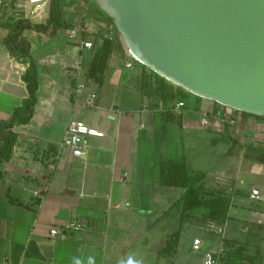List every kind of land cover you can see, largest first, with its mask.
Returning a JSON list of instances; mask_svg holds the SVG:
<instances>
[{
	"label": "crops",
	"instance_id": "0c3cea01",
	"mask_svg": "<svg viewBox=\"0 0 264 264\" xmlns=\"http://www.w3.org/2000/svg\"><path fill=\"white\" fill-rule=\"evenodd\" d=\"M5 2L0 125L28 97L22 76L31 63L38 89L32 118L14 124L17 141L0 166V264H203L209 251L217 264H264V119L235 112L233 123L212 120L202 127L201 114L217 103L184 91L170 108L153 107L139 90L142 67L126 58L122 40L102 83H95L87 77L91 54L80 47L86 39L72 41L66 33L81 24L92 40L108 26L119 41L111 20L91 1L60 0L69 27L53 36L23 29L28 54L11 51L4 38L16 21L45 23L52 1L30 19L26 0ZM166 110L171 117L162 130ZM72 121L103 134L85 138L82 158L65 150L57 156ZM171 160H183L191 183L211 193H198L200 206L183 207L184 190L163 184ZM74 221L85 229L49 235L50 228Z\"/></svg>",
	"mask_w": 264,
	"mask_h": 264
},
{
	"label": "water",
	"instance_id": "95a60500",
	"mask_svg": "<svg viewBox=\"0 0 264 264\" xmlns=\"http://www.w3.org/2000/svg\"><path fill=\"white\" fill-rule=\"evenodd\" d=\"M128 53L197 97L264 116V0H90Z\"/></svg>",
	"mask_w": 264,
	"mask_h": 264
},
{
	"label": "trees",
	"instance_id": "16d2710c",
	"mask_svg": "<svg viewBox=\"0 0 264 264\" xmlns=\"http://www.w3.org/2000/svg\"><path fill=\"white\" fill-rule=\"evenodd\" d=\"M3 1L4 2L2 6H4V4L6 3L5 0ZM67 27L69 26L63 19L60 0H52V3L49 8V15L45 23L33 24L27 20L19 18L16 21L14 28H12L9 33L5 36L4 43L8 46L11 51L17 49V51L21 55H25L28 54L29 49L27 46H24L22 44V39H20V33L23 29H32L36 30L39 33H49L53 36L57 31L65 29ZM114 30L117 36V40L119 39V41H115L112 35L110 36L98 34L92 37L93 47L89 51V53L91 54V58L89 61L87 77L93 79L97 84L102 83L101 77L104 72L105 65L109 61L111 55L114 53L116 48H118V45L120 46L119 42L121 41V38L118 32L116 31L115 27ZM87 37V33L81 36L82 39H87ZM141 67L142 71L139 75V90L142 96L147 98V101L153 107L166 106V108H170L169 105L179 99L178 92L184 91L188 93L182 88H179L171 84L164 78L158 76L145 66L141 65ZM22 80L26 85L28 97L24 99L22 104L13 111L10 119L0 125V140L2 142L0 144V166L10 159L13 152V148L17 141V136L12 131V127L15 123L18 122L22 124L28 123L32 118L34 112V106L37 101L36 91L38 89L37 71L34 63L30 64L28 70L23 74ZM240 113L244 116H254L256 118L264 119V116L250 115L244 112ZM170 117L171 114L169 110H166L162 114V120H164L162 130L165 129V122ZM226 133L231 139V141H234L227 130ZM200 179L201 177H197L196 181ZM162 182L165 185L180 187L184 190L182 196L183 207H185V205L189 207L190 203L192 207L200 206L202 202L197 199L198 193L202 192L211 195L210 192L202 191L200 186L196 187L194 183H191L187 166L183 160H171L168 162L166 167V173L162 176Z\"/></svg>",
	"mask_w": 264,
	"mask_h": 264
},
{
	"label": "built area",
	"instance_id": "2783aa9c",
	"mask_svg": "<svg viewBox=\"0 0 264 264\" xmlns=\"http://www.w3.org/2000/svg\"><path fill=\"white\" fill-rule=\"evenodd\" d=\"M52 0H26L25 6V19H30L31 17L35 16L39 12H41L46 5H48ZM3 0H0V6L3 4ZM67 37L69 40L75 41L77 39H82L81 36L87 33L86 29L82 25L73 26L66 31ZM80 47L85 51H90L93 47L92 40L86 39L80 41ZM134 61H136L134 59ZM139 63L138 61H136ZM140 64V63H139ZM126 68L132 67L131 61H126L124 63ZM96 100L95 94H91L88 98V102L90 104L94 103ZM184 104L182 102L177 103L175 108H181ZM217 108L210 112L201 114L200 125L202 127H206L209 125L210 121L212 120H219V121H226L229 123H233L234 117L233 114L235 111L231 108L221 106L217 104ZM102 132L99 130L92 128L86 125L82 121H72L69 122L65 133L62 137L61 143L58 146L57 156H60L62 150L68 151L73 158H82L85 155L84 150V140L87 137H102ZM56 156V157H57ZM251 197L257 199L258 198V190L252 189L251 190ZM85 229L84 224L78 221H74L66 225L62 229L57 228H50L49 235L55 237L57 235L65 236L68 233H77ZM200 241L198 239H194L192 242V247L194 250L199 248ZM203 264H217V256L215 252L209 251L205 253Z\"/></svg>",
	"mask_w": 264,
	"mask_h": 264
},
{
	"label": "rangeland",
	"instance_id": "374dc122",
	"mask_svg": "<svg viewBox=\"0 0 264 264\" xmlns=\"http://www.w3.org/2000/svg\"><path fill=\"white\" fill-rule=\"evenodd\" d=\"M71 24H73V23H71ZM100 34H101V35H110V27H108V26H103V27H101ZM125 55H126V58L132 60V61L135 63V66L138 64L136 61H134V59L132 58V56H131L129 53H126V52H125ZM136 71H137V69H136V67H134V68H132V69H131V68L128 69L127 72H128V74H129V73H132V74L135 75ZM109 98H111V97H109Z\"/></svg>",
	"mask_w": 264,
	"mask_h": 264
}]
</instances>
